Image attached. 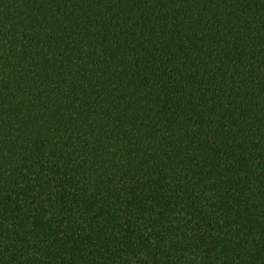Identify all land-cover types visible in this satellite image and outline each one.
<instances>
[{
    "label": "trees",
    "instance_id": "16d2710c",
    "mask_svg": "<svg viewBox=\"0 0 264 264\" xmlns=\"http://www.w3.org/2000/svg\"><path fill=\"white\" fill-rule=\"evenodd\" d=\"M0 264H264V0H0Z\"/></svg>",
    "mask_w": 264,
    "mask_h": 264
}]
</instances>
